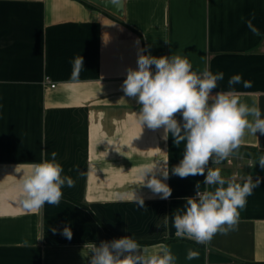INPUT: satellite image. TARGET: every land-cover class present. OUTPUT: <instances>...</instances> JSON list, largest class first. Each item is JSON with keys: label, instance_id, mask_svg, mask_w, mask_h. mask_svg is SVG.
Wrapping results in <instances>:
<instances>
[{"label": "crops", "instance_id": "crops-1", "mask_svg": "<svg viewBox=\"0 0 264 264\" xmlns=\"http://www.w3.org/2000/svg\"><path fill=\"white\" fill-rule=\"evenodd\" d=\"M90 4L0 0V264H88V244L132 234L149 254L167 246L177 264L264 261V174L234 155L231 163L214 165L225 177L239 172L261 177V183L226 234L218 232L203 247L176 237L173 217L184 198L195 194L197 182L201 191L215 186L205 185L203 175L171 172L167 199L138 186L140 166L167 158L171 168L184 143L162 139L163 127L142 131L136 98L121 87L127 69L137 67L138 49L184 54L194 68L224 72L213 93L242 74L251 87H233L242 102L264 114V35L253 34L241 19L254 13L252 22L264 34V0H124L122 18ZM79 54L84 68L72 79L71 61ZM240 145L264 150V134L246 131ZM52 151L75 184L62 188L59 204L26 211L16 171ZM133 188L143 206L116 198ZM66 225L71 239L62 235ZM189 249L198 257L187 260Z\"/></svg>", "mask_w": 264, "mask_h": 264}, {"label": "clouds", "instance_id": "clouds-1", "mask_svg": "<svg viewBox=\"0 0 264 264\" xmlns=\"http://www.w3.org/2000/svg\"><path fill=\"white\" fill-rule=\"evenodd\" d=\"M241 19L253 34L264 35L252 22L254 13L250 19ZM71 63V77L77 79L84 68V58L79 54ZM223 79V71L214 73L207 65L194 68L187 55L154 56L151 52L145 54L141 48L137 67L127 69L121 85L126 96L136 98L139 105L136 117L142 131L145 125L151 129L163 127L162 139L171 136L178 147L184 143L182 158L171 168L167 158L140 166L138 186H146L161 199H167L173 191L166 183L170 172L181 178L203 175L205 185L215 186L201 191L197 182L195 194L184 198L182 211L173 217L175 236L200 244L210 242L218 232L226 234L234 228L247 197L262 180L239 172L225 177L220 167H214L235 154L246 131L264 134V114L258 107L242 102L240 93L233 87L241 82L244 87H251L252 82L243 80L242 74L237 73L228 79L227 90L213 93ZM178 112L179 118L175 115ZM56 157L57 152L52 151L50 158L45 156L26 170L16 171L21 180L18 199L24 210L40 209L45 203L59 204L62 188L74 186V179L62 174L63 166ZM257 163L264 169V156L250 160L248 167ZM116 198L144 205L143 197L135 188L119 193ZM62 235L72 238L70 225L63 228ZM87 247L88 264H177L170 248L164 246L149 254L133 234L102 241L99 245L92 242ZM198 255V251L189 249L186 259L192 260Z\"/></svg>", "mask_w": 264, "mask_h": 264}, {"label": "trees", "instance_id": "trees-1", "mask_svg": "<svg viewBox=\"0 0 264 264\" xmlns=\"http://www.w3.org/2000/svg\"><path fill=\"white\" fill-rule=\"evenodd\" d=\"M86 1V0H84ZM89 3V2H88ZM92 5V4H90ZM234 156H242L245 158H250L252 160H255L259 158L260 156H264V150L262 149H255L251 147H247L244 145H240L239 148L235 151ZM144 243H150L149 241H144ZM198 247H203V244L194 242ZM247 264H264V261H248Z\"/></svg>", "mask_w": 264, "mask_h": 264}, {"label": "water", "instance_id": "water-1", "mask_svg": "<svg viewBox=\"0 0 264 264\" xmlns=\"http://www.w3.org/2000/svg\"><path fill=\"white\" fill-rule=\"evenodd\" d=\"M96 6H99L119 18L124 16V0H86Z\"/></svg>", "mask_w": 264, "mask_h": 264}, {"label": "rangeland", "instance_id": "rangeland-1", "mask_svg": "<svg viewBox=\"0 0 264 264\" xmlns=\"http://www.w3.org/2000/svg\"><path fill=\"white\" fill-rule=\"evenodd\" d=\"M238 157H242V156H238ZM242 158H244V157H242ZM239 161H241V162H244L243 163V167H248V163H249V159L247 158V159H245V160H243V159H239ZM227 163V162H226ZM234 164L236 165V163H235V161H234ZM249 168V167H248ZM251 170H252V172H254V173H258V174H264V169H262L260 166H259V164L257 163L253 168H251Z\"/></svg>", "mask_w": 264, "mask_h": 264}, {"label": "built area", "instance_id": "built-area-1", "mask_svg": "<svg viewBox=\"0 0 264 264\" xmlns=\"http://www.w3.org/2000/svg\"><path fill=\"white\" fill-rule=\"evenodd\" d=\"M45 82L48 83L49 86H50L51 88L56 87V83L52 82L49 76H46V77H45ZM222 162H228V163H231V162H232V157H231V155H230L227 159H225L224 161H222Z\"/></svg>", "mask_w": 264, "mask_h": 264}]
</instances>
